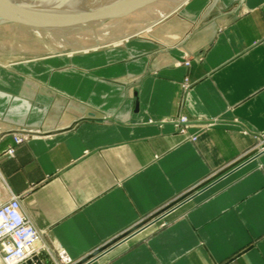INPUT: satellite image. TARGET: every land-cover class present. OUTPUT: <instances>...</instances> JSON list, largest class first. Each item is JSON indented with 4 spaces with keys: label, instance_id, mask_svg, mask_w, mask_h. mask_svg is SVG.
I'll list each match as a JSON object with an SVG mask.
<instances>
[{
    "label": "crops",
    "instance_id": "crops-1",
    "mask_svg": "<svg viewBox=\"0 0 264 264\" xmlns=\"http://www.w3.org/2000/svg\"><path fill=\"white\" fill-rule=\"evenodd\" d=\"M101 42L0 65V196L76 264H264V0Z\"/></svg>",
    "mask_w": 264,
    "mask_h": 264
},
{
    "label": "rangeland",
    "instance_id": "rangeland-1",
    "mask_svg": "<svg viewBox=\"0 0 264 264\" xmlns=\"http://www.w3.org/2000/svg\"><path fill=\"white\" fill-rule=\"evenodd\" d=\"M40 1L0 0V65L10 66L15 62L20 63L24 60L42 58L56 53L86 50L96 47L97 40L117 44L133 34L140 31L145 32L150 24L167 15L182 2V0ZM143 1L146 4L129 10ZM30 14L35 18L33 21L36 26L47 24L57 27H32L13 21L14 18L20 19V17L27 19ZM88 17H95V19L66 26L72 22L86 20ZM28 135L31 138V133ZM174 208L175 206H170L153 215L146 225L150 224L148 226L150 227L157 223L158 227L164 226L165 217Z\"/></svg>",
    "mask_w": 264,
    "mask_h": 264
},
{
    "label": "built area",
    "instance_id": "built-area-1",
    "mask_svg": "<svg viewBox=\"0 0 264 264\" xmlns=\"http://www.w3.org/2000/svg\"><path fill=\"white\" fill-rule=\"evenodd\" d=\"M29 138L28 133H24L14 135L13 140L19 144ZM5 155L11 157L12 150L8 149ZM4 188L6 194L0 196V264H76L64 251L49 246L44 233L22 213L20 196L8 192L5 185Z\"/></svg>",
    "mask_w": 264,
    "mask_h": 264
},
{
    "label": "water",
    "instance_id": "water-1",
    "mask_svg": "<svg viewBox=\"0 0 264 264\" xmlns=\"http://www.w3.org/2000/svg\"><path fill=\"white\" fill-rule=\"evenodd\" d=\"M30 2V0H27ZM140 3V2H139ZM145 2L143 1V3L141 4H137V7H140L141 5H143ZM126 14V13H125ZM124 15V14H122ZM110 17V16H109ZM95 17H88L86 20H81V22H72V23H69V24H66V26H72V25H76L77 23H82V22H87V21H92L94 20ZM13 21H16V22H20L21 24H24V25H27V26H32V27H44V25H41V26H36L32 20H25V21H21L20 19H17V18H14ZM64 26V25H63ZM56 28L57 26H46L44 28Z\"/></svg>",
    "mask_w": 264,
    "mask_h": 264
},
{
    "label": "bare ground",
    "instance_id": "bare-ground-1",
    "mask_svg": "<svg viewBox=\"0 0 264 264\" xmlns=\"http://www.w3.org/2000/svg\"><path fill=\"white\" fill-rule=\"evenodd\" d=\"M40 1V0H39ZM89 1V0H88ZM92 1V0H91ZM41 2V1H40ZM94 2V1H93ZM100 2V1H99ZM145 2V1H144ZM26 3V2H25ZM70 3V2H69ZM91 3V2H90ZM141 3H143V2H141ZM141 3H139V4H141ZM33 4V3H32ZM96 4V3H95ZM98 4V3H97ZM138 4V3H137ZM144 4H146V2L144 3ZM143 4V5H144ZM60 5V4H59ZM70 5V4H69ZM46 6H47V4H46ZM51 6V5H50ZM78 6V5H77ZM142 6V5H141ZM70 7V6H69ZM49 8V7H48ZM136 8H138L137 7V5H135L134 7H132L131 9H129V10H133V9H136ZM46 10V9H45ZM87 11V10H86ZM54 12V11H53ZM61 12H63V11H61ZM1 13V12H0ZM21 14L23 13V12H20ZM30 13H32V11L30 12ZM41 13V12H40ZM44 13V12H43ZM65 15V14H64ZM40 16V15H39ZM67 16V15H66ZM74 16V15H73ZM44 17V16H43ZM49 17V16H48ZM60 17V16H59ZM49 18H51V17H49ZM49 18H48V20H49ZM28 20H34L35 18L30 14L29 15V17L27 18ZM27 19H25V18H22V17H20V20L21 21H25V20H27ZM44 21H45V19H43ZM64 20V19H63ZM33 23H34V21H33ZM84 23V22H83ZM35 24V23H34ZM36 25V24H35ZM38 26H41V25H38ZM44 26L46 27V26H50V25H47V24H44ZM4 194H6V192H5V190H2V192H1V195H4Z\"/></svg>",
    "mask_w": 264,
    "mask_h": 264
}]
</instances>
